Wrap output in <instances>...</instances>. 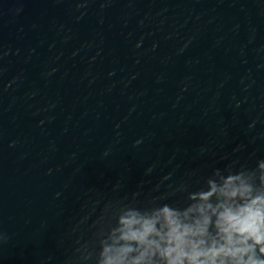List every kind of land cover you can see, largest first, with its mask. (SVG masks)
<instances>
[{
	"label": "clouds",
	"instance_id": "1",
	"mask_svg": "<svg viewBox=\"0 0 264 264\" xmlns=\"http://www.w3.org/2000/svg\"><path fill=\"white\" fill-rule=\"evenodd\" d=\"M197 183L173 190L186 193L182 206L105 204L91 238L77 241L78 264H264V159Z\"/></svg>",
	"mask_w": 264,
	"mask_h": 264
}]
</instances>
